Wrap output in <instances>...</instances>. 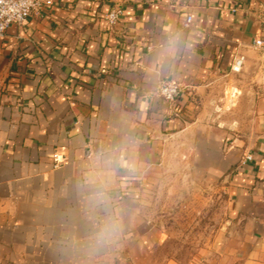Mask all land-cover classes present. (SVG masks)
<instances>
[{
  "label": "crops",
  "instance_id": "0c3cea01",
  "mask_svg": "<svg viewBox=\"0 0 264 264\" xmlns=\"http://www.w3.org/2000/svg\"><path fill=\"white\" fill-rule=\"evenodd\" d=\"M51 1L0 39V264H150L138 202L175 137L226 182L207 264H264V0ZM239 55L259 67L240 134L200 106Z\"/></svg>",
  "mask_w": 264,
  "mask_h": 264
},
{
  "label": "rangeland",
  "instance_id": "374dc122",
  "mask_svg": "<svg viewBox=\"0 0 264 264\" xmlns=\"http://www.w3.org/2000/svg\"><path fill=\"white\" fill-rule=\"evenodd\" d=\"M257 60L214 79L200 105L205 125L221 118L217 124L235 133L253 127L258 117ZM190 142L170 140L161 171L138 202L154 238L150 264H207L213 242L226 225V182L200 168Z\"/></svg>",
  "mask_w": 264,
  "mask_h": 264
},
{
  "label": "built area",
  "instance_id": "2783aa9c",
  "mask_svg": "<svg viewBox=\"0 0 264 264\" xmlns=\"http://www.w3.org/2000/svg\"><path fill=\"white\" fill-rule=\"evenodd\" d=\"M51 0H0V39L5 35L7 28L12 24L23 25L27 19L33 14H39L43 7L50 6ZM122 15L120 7H113L106 14L107 23L115 26ZM192 17L187 15L184 26L191 24ZM252 46L256 49L264 51V22L260 37L253 39ZM245 61L244 55L237 56L231 66L233 72H239ZM158 93L162 99L169 105H173L179 94V86L172 81H161L158 85ZM251 160V156L247 155L245 161Z\"/></svg>",
  "mask_w": 264,
  "mask_h": 264
},
{
  "label": "clouds",
  "instance_id": "9594fccd",
  "mask_svg": "<svg viewBox=\"0 0 264 264\" xmlns=\"http://www.w3.org/2000/svg\"><path fill=\"white\" fill-rule=\"evenodd\" d=\"M101 238H103V233L101 234Z\"/></svg>",
  "mask_w": 264,
  "mask_h": 264
}]
</instances>
